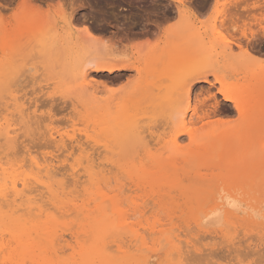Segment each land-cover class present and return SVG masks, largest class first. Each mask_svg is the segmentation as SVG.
I'll use <instances>...</instances> for the list:
<instances>
[{
	"label": "rangeland",
	"instance_id": "1",
	"mask_svg": "<svg viewBox=\"0 0 264 264\" xmlns=\"http://www.w3.org/2000/svg\"><path fill=\"white\" fill-rule=\"evenodd\" d=\"M30 1L33 6L28 4ZM202 1L210 3L208 10H202L201 4L204 3ZM221 1L188 0L184 2V6H179L170 0H28V2L27 0H0V121L5 119L4 122L8 121L11 124L13 122L12 127L17 129L12 145L3 148V143L0 145L3 149H0V164L3 163L5 168L13 165V169H16L15 166H20L16 169L17 173L26 175V179L33 173L36 175V165L42 167L46 164L50 165V182L47 179L46 183L53 185V191L59 194V199L74 200L73 202L78 206L84 203L91 207L89 198L92 183H95L92 179L96 181L99 179L101 192L106 195V199L118 200L122 213L117 216L116 220L126 219L128 227L145 237L144 239L148 241V246L151 248L148 255L156 252L157 257L150 260V264H264L263 221L262 224L254 225H247L242 220L230 221L227 225L221 222L219 226H208L214 227L213 229L200 231L196 229L194 223L197 218L196 208L194 205L188 206L189 203L183 204L180 201L182 199L187 201L207 199L210 192L218 188L230 190L247 184L243 198L253 199L256 208L259 200L262 203L253 215L258 216L264 212V112L258 118V130L254 126L253 131H248L252 125L249 124L251 119L247 116L240 117L230 103L224 102L221 96L216 94L215 99H211L210 103L217 104V113L210 118V121L218 123L211 125L208 128L210 130L183 134L179 133L177 126L163 122L170 114L177 99L179 101L178 96L173 92L174 87L177 85L184 87L190 71H211L214 63L213 66L224 74V84L234 87L243 83L241 79H235L234 66L228 65L222 59L223 56H220L228 54L223 51L222 46L227 42L256 33L261 26L264 27V20L239 23L233 28L232 16L229 15L234 13L232 9L234 1L229 2L228 7L224 5H228L226 3L229 0ZM36 2L37 4H34ZM176 6H179L180 14L175 9ZM72 9H75L74 18L72 22H68L66 18ZM119 9H126L127 12L119 11ZM184 9L187 14L181 13ZM59 14H62L63 18ZM128 14L130 15L127 17L121 16ZM182 15L187 18L181 17ZM226 15L231 20L228 21ZM86 26L94 36L93 39L99 40L98 42L95 40L98 45L94 46L97 52L104 49L107 52L115 51L117 57L124 56V59L134 62L137 66L140 60V67L144 68L139 79L134 72L126 73L118 80L114 77L115 75L89 74L91 84L97 92L96 100L102 103H94L87 94V96L81 95L82 92L77 85L80 81L78 73L82 69L83 62L90 57L89 54L87 56L86 51L93 48L89 46L91 41L85 40H88L85 38L88 35H84ZM144 29H152L155 35H150L151 39L144 41L139 35ZM191 30L193 33H190ZM131 32L139 34H131ZM130 34L132 36H129ZM182 34L185 38L180 37ZM58 35L59 38H70L69 49L66 52L67 55L65 54L67 57L64 55L66 58L60 56L62 58L58 59L59 51L57 55L55 54V51L59 50L58 46H62L60 42L53 44L58 47L55 50L50 44L49 40L55 39ZM126 35L129 36L128 38L142 39L140 43L136 41L141 47L135 41H133L135 44L131 40L126 41L128 39ZM206 37L209 41H214L213 46L214 43L217 46L214 47L218 57L212 60L211 64H205L207 65L205 66L197 63V66L190 68L179 60L181 56L179 59L178 56L168 57L162 64H158L157 57L160 58L162 54L159 53L157 45L166 42L168 45L163 46L167 45V48L171 46L169 50L172 48L173 51L174 45V48L183 50L193 43L191 39L195 42L207 41ZM43 40H48L51 46L50 48L46 45L51 49L47 52H51L53 48L55 55L50 53L52 57L46 56L47 52H42ZM201 41L199 43H202ZM87 45L89 50H86ZM101 48L104 49L101 50ZM234 48L230 54L236 56L239 50ZM149 50H153L151 60L155 61L150 62V56L144 61L143 56H146ZM260 50L263 56H259L261 58H258V63L260 67H263L264 43ZM93 54L91 57H94ZM177 62H183V66L177 70L175 75L163 73L164 67L168 68ZM152 63L155 65L153 66ZM2 72L4 73L1 74ZM163 76L168 78L165 79ZM89 78L87 81L90 82ZM209 80L213 82L212 77ZM219 87V84H214L213 87L207 84L197 85L193 89V95L199 90L207 89L216 93ZM12 96L26 105L29 114V121L26 124L19 120L14 106L11 105ZM114 103L117 104L116 107ZM9 111H11L10 115ZM32 111L36 112L34 116L38 120L34 119L37 122L30 117ZM12 112H15L17 116L12 117V114L15 115ZM117 112L120 114L117 115ZM119 117L138 122V133L140 134L138 141L123 138L121 142L120 140L111 142V139L107 138V129L111 121L116 122ZM200 125L193 122L188 125V128H198ZM174 139H177L178 148L173 147ZM157 141L161 143L158 144ZM3 154H6L5 158ZM86 170H93L95 178L92 177L93 175L88 177ZM96 174L98 176H95ZM137 181L139 182L138 188L134 185ZM37 188L39 191L34 194L36 211L31 212L36 219L30 216V222L40 224L39 228L50 222L48 227L54 235L62 236L67 242L64 249L57 253V257L61 260L70 259L71 263L73 261L76 263L75 258L78 259V257L73 254L77 252L76 248L81 245V242L75 241V237L79 236L73 239L70 236L76 233V235H81L80 237H85L81 229L84 225L83 216H78L73 210L60 211V206L50 201L48 194H45L42 188ZM41 194H43L42 197H40ZM168 197H174L179 202L168 203L163 208L166 210L159 211L157 208L150 210L151 198L167 199ZM24 199H30V195L29 197L26 195ZM142 202L151 205L144 210L146 212L149 208L150 213L147 211L148 213L143 218H133V208ZM106 206L108 210H112L110 202ZM23 208L24 211L18 212L17 216L23 217L21 215L29 214L27 210L25 211L27 205ZM108 210L107 214L110 215L111 212ZM76 215L78 217H75ZM18 224L21 225V223ZM228 225L232 230H229ZM220 226L224 228V231L218 230L221 229ZM55 227L57 229H54ZM153 227H156V231L174 229L173 236L178 235L175 238L177 241L174 240L178 254H170L171 246L168 242L159 238L157 234H150L149 229ZM126 235L123 236L124 250L127 249L126 251L131 253L132 257L138 256L140 244H130L127 240L129 235ZM33 239L31 240L33 245L36 242L44 245L43 242L36 240L37 238L34 241ZM1 241L5 248L8 244V248L5 252L3 247L4 249H1L3 253L0 255L7 256L6 254L11 252L14 245L9 241L8 236L2 238ZM110 247L113 248V246ZM161 257L162 260L159 259ZM27 263L30 264L27 260H23L16 264Z\"/></svg>",
	"mask_w": 264,
	"mask_h": 264
},
{
	"label": "bare ground",
	"instance_id": "2",
	"mask_svg": "<svg viewBox=\"0 0 264 264\" xmlns=\"http://www.w3.org/2000/svg\"><path fill=\"white\" fill-rule=\"evenodd\" d=\"M170 1L173 2L175 5H179V6H184V2H186V1L188 2V0H170ZM226 1H228V0H226ZM231 1L232 0H229L228 3H226L228 5H224V7H228L230 4L229 2H231ZM233 1H234L233 8H232V6H231V8L233 9L234 13L233 14L231 13L232 15L231 14L229 15L230 17L232 16V20L230 17H227V15H226V18L228 21L229 20L233 21V25H232L233 28H235V26L239 23H245L248 21L249 22L250 21L261 22L262 20H264V0H233ZM27 2H28V0H27ZM202 3H203V4H201L202 10H208L209 9L208 4H210V3H207V2L205 3V1H202ZM28 4L31 5L32 4L31 1ZM34 4H37V2ZM219 4H221V3H219ZM32 6H33V4H32ZM179 6L178 7L176 6L177 8H175V9L180 14V12H179L180 9H178ZM198 6H200V4ZM190 8H192V7H190ZM232 9H231V11H232ZM225 10H226V8H225ZM194 11H196V10H194ZM184 12H185V14H187V11L185 9L181 13H184ZM73 13H75V9L74 10L72 9L71 13L68 14V17L66 18L68 22H70L74 18ZM188 13H189V11H188ZM196 13H198V12L196 11ZM193 14H195V12H193ZM49 15H51V14H49ZM57 15H58V13H57ZM59 15L62 17V14H59ZM181 17H183V15ZM183 18L186 19L187 17L184 16ZM195 19H196V17H195ZM158 23H157V25H158ZM73 25H74V23H73ZM173 26L174 25H172V27ZM84 29H85L84 32H86V33H84V35L85 34L88 35V37L85 36V38H88V40L85 38L84 39L86 41H89V42L91 41L90 43L89 42L88 43L90 44L89 46L93 47V48L92 49L90 48L91 50H89V46L87 45L88 49H86V50H89V51H86V50L85 51H86L87 56L89 54L90 57L87 58L85 55V58H87V60L85 62H83L84 64L82 66V69H81L80 73H78V78L80 76V78H79L80 81H78L77 85H78V88L81 90L80 92H82L81 95L87 94L91 98V100L94 101V103L95 102L96 103H102V102H98L99 101L98 99L96 100L95 96L97 95V92L95 90L94 85L91 84L92 80H91V78H89V74H107L110 76L115 75L114 77L118 80L119 78L124 76L126 73L134 72L139 76L138 77V79H139L141 74L144 71V68L140 67V64H141L140 60L138 62L139 65L137 66L134 62L124 59V56L123 57L122 56L117 57V54L114 53L115 51L107 52V51H105L104 48H101V50H103V49L104 50L103 51L99 50L100 52H97L98 50L96 51L97 48H95V47L98 46L96 43L99 40H97L96 38L93 39L94 36H92V33L89 31L87 26L84 27ZM188 29H189V27H188ZM151 30L144 29L141 34H139V33L138 34L141 35L140 37L144 41H146L150 38V35H153V31H151ZM190 33H193L192 30ZM196 33H197V31H196ZM194 34H195V32H194ZM154 35H155V33H154ZM129 36H132V35L130 34ZM129 36H127V38ZM135 36H137V35H135ZM57 37L55 39L52 38V40H49V41H51L50 44H52V46L55 42H57V44L60 42L59 44H61L62 46H60V45L58 46L59 50L55 51V54L59 51L58 52L59 54L58 55L56 54V55L58 56V59H61L62 57H65L67 55L66 52L69 49L68 46L70 44V38L67 39V38H63L61 36H60L61 38H59V35ZM180 37L185 38V36H183V34H182V36L180 35ZM123 38L126 39V37H124V36H123ZM128 39H126V41H130V40L132 42L138 41L139 43H140V40H142V39L139 40L135 37L134 38H128ZM188 39H189V37H188ZM206 40L207 41L198 40L195 42V41H192V39H191V42H193V43H191L190 46H188V48H186L187 47L186 46L185 49H183V50H181L182 48L176 49V48H174L175 47V45H174L173 51L171 50L172 48H170V50H169V47H171V46H169L167 48L168 44L166 42L159 44L156 47L159 49V53H161L162 56H159L160 58L157 57L158 64L159 65L162 64V62L166 61V59L168 57L178 56V59H179L181 56V59H179V60L183 61L190 68L197 66V63L201 64V65H205V64L209 65V64H211L212 60H214V59L216 60V58L218 57V53L216 54L215 47H217V46H215V43H214L215 47L212 45V43L214 41H209V38H207ZM46 41H48V40H46ZM46 41L42 42V47H41V49L43 48L42 52H47V50L49 51V49L51 48L49 41L48 42H46ZM80 41L82 42V40H80ZM178 41H179V39H178ZM181 41H183V40H181ZM199 41H201L202 43H199ZM263 41H264V27L261 26L256 33L251 34L249 37L245 36L241 39H237V40H233L231 42H227L226 44H224L222 46L223 51L228 52V54H224V55L221 54L220 56H223L222 59L225 62H227L228 65L234 66L233 68H234L235 79L236 80L241 79V81L243 82L242 84H239L238 86L229 87L228 85L224 84L223 83V75L224 74L221 71H218V69L213 66L214 63L212 64L213 70H211V71H202V70L190 71V73L188 75L187 84L184 87H180L179 85H177L179 87H177V86H175L176 88L174 87L173 92L178 96L179 101L177 99V101L175 102V105H173V108H171V110H170V114L168 115L167 118H165V120L163 122L165 124H168L171 126L172 125L177 126V128H179L178 129L179 133H183V134H192L194 132H204L206 130H210L208 128L211 125L218 123L217 121H210V118L215 116L217 113L216 112L217 111V104L216 103H210V100L211 99L214 100L215 96L217 94V95L221 96V98L224 102L230 103L232 105V108L234 109V111L237 114H239L240 117H246L247 116L248 118L251 119L249 121L250 122L249 124H252V125L248 131H253L254 126H256V130H258V128H259L258 127V122H259L258 118L264 112V66L260 67L259 63H258L259 62L258 58H261L259 56L260 55L263 56L262 55L263 53L260 50L261 45H263V43H264ZM138 42H136V43L138 44ZM141 42H143V41H141ZM174 42H173V44H174ZM186 42H185V44H186ZM45 43H47V44H45ZM83 43H85V42H83ZM180 43H182V42H180ZM180 43L178 45H180ZM85 44H87V43H85ZM142 44L146 45L145 43H142ZM165 44H167V45L163 46ZM46 45L50 46V48L49 47L47 48ZM76 45L77 44L75 42V46ZM132 45L133 44H131V46ZM135 46H137V45H135ZM53 47H54V50L58 48L56 46H53ZM87 47H85V48H87ZM139 47H141V46L139 45ZM234 47L239 50V53L236 56L230 54ZM60 48H62L61 49V50H63L62 52H65V53L62 54V52L60 51ZM44 49H46V51ZM98 49H100V48L98 47ZM133 49H134V47H133ZM54 50L52 48V51L47 52V54L45 53V55L51 56L52 53L54 54ZM113 50H115V49L113 48ZM178 50H181V51L178 52ZM92 51H94V52H92ZM167 51L169 54L167 53ZM68 54H70V53H68ZM91 54H93L94 57H91L92 56ZM153 54H154L153 50L152 51L149 50L147 55L143 56V57H145L144 61H146V59H149V56L151 57L150 62L155 61V60H151V59H153ZM60 56H62V57H60ZM119 58H121V59H119ZM144 61L142 59V63H144ZM147 61H149V60H147ZM182 63L177 62V64H174L168 68L164 67V69L162 71L166 75H170V74L175 75L177 70L181 66H183ZM59 64H56V65H59ZM143 65H145V63ZM152 65L154 66L155 64L152 63ZM228 65H227V67L229 68ZM205 66H207V65H205ZM232 66H230V69H232L231 68ZM143 67H145V66H143ZM150 68H152V67H150ZM153 69H154V67H153ZM3 73L4 72H2L1 74H3ZM157 75H158V73H157ZM211 77L213 78L212 83L209 80V78H211ZM88 78H89L90 82L87 81ZM164 78L167 79L168 77L167 78L164 77ZM201 84H207L209 87H213L214 84H219L220 87L216 90V93H212V92H210V89L206 88L207 90H205V91L199 90L198 93L193 95L194 87H196L197 85H201ZM171 92H172V90L170 91V94H171ZM83 98H84V96H83ZM12 100H13V102L11 105L14 106V111L18 114V116L16 115L15 112H12V113H15V115H13L11 113L12 114L11 116L12 117L17 116L19 118V120L23 122V124L24 123L26 124V122L29 121L28 120L29 114L27 113L26 105L24 104V102H19V100H17L16 97H13ZM152 100H154V99L152 98ZM161 104H163V102ZM114 106L116 107L117 104L114 103ZM9 107H10V104H9ZM11 109H13V108H11ZM118 109H120V108H118ZM30 110L31 109H29V111ZM34 111L31 112L33 116L30 115V117H32V119L35 118L34 115L36 112H34ZM10 112L11 111H9V115H10ZM119 114L120 113L117 112V115H119ZM32 119L30 121H32ZM35 119L38 120L37 118H35ZM35 119H34V121H36ZM4 120L0 121V142H1L0 145L2 143L4 144V145L2 144V148L4 146L9 147L10 145H12L14 143V139H15V135H16V131H17V129L15 130L12 127L13 122L11 124L8 121L4 122ZM1 122H3V123H1ZM193 122L201 124L200 127L188 128V125L193 124ZM14 126L16 127V125H14ZM26 127L28 128V126H26ZM106 128H107V126H106ZM138 128H139L138 122L131 121L127 118L119 117V118H117L116 122H115V120L111 121L110 126L107 129L108 130V137L107 138H110L111 142L112 141L117 142V140L118 141L120 140V142H121L123 140V138L133 139L135 142V141H138L140 139V134L138 133ZM105 137H106V135H105ZM157 143L160 144L161 141H157ZM132 145H134V144H132ZM173 147L178 148L177 139L173 140ZM2 148L0 147V149H2ZM9 152H11V150H9ZM9 152H8V154H9ZM5 155H4V158H5ZM2 164H0V254L3 253L2 250L5 248L4 243H2L4 240L1 241L2 238L4 239L5 236L9 237V241L12 242L14 247L10 253L8 252L9 254L4 253L7 256L0 255L1 256L0 257V264H16L17 262L18 263L23 262V260H27L30 264H132V263L150 264V260L157 257L155 255L156 252L148 255V252L151 250V248L148 246V243H147L148 241L146 242V240L144 239L145 237L139 235L137 231L128 227L126 225L127 224L125 221L126 219L122 220V221L116 220L118 218L117 216L121 215V213H122L120 211V208H119L118 200L110 199V198L106 199L107 198L106 195H104L101 192V183L99 182V179H98V181H96V179H92V181H94L95 183H92V186H91V193H90V198H89L90 204H92L91 207L89 204L85 205L84 203L81 204L80 206H78L73 202L74 200H68V199L65 200L63 197H62L63 199H59V194H57V192L53 191V188H52L53 185L51 184L52 185L51 186L50 184L46 183V182H48L47 179L50 182V179H49L51 177V174L49 173L51 170L50 165L46 164L43 167L36 165V170H37L35 172L36 175L33 173V175L31 177H27V179H26V175L23 176L22 174L17 173L16 169L17 168L19 169L20 166H18V167L15 166L14 168H16V169H13L12 164H11L12 166H10V168H7V167L5 168V167H3ZM85 172H86V174H88V177L92 176V175H93L92 177H94L93 173H95V172L93 170H86ZM19 175L22 177H20ZM95 176H98V175L96 174ZM90 179H91V177H90ZM138 184H139L138 181L134 183V185L137 186V188H138ZM102 185H104V184L102 183ZM246 185L247 184H243L242 187H238V188L235 187V188H232L230 190L218 188L216 190L211 191L210 192L211 194H210L209 198H207V199L195 200V201H187V200L182 199L180 201L183 204L189 203L188 206L194 205V207L196 208L195 211H197V213H196L197 218L195 219L194 223H195L196 229L198 228V229H200V231H207L209 228L213 229L214 227H208V226H219L221 224V222L222 223L225 222L224 224H226V225L230 221H236V220H242L247 225H254L256 223L258 224V223H261L262 221L264 222V212L258 216L253 215V213L256 210H258L259 205H262L261 201L259 200L260 202L259 201L257 202V208H256L255 207L256 205L254 206L253 199L243 198V195H244L245 190H246V188H245ZM37 187L42 188L45 191V194H48V196H49L48 198L50 199V201H54V204H57L60 206V208H59L60 211H62V210H65V211L66 210H69V211L73 210L74 213H76L78 216H81V215L83 216L82 222H84V225L81 229L84 232V234H82V235H84L85 237H83V236L80 237L81 235H76V233H72L71 234L72 236H70V237H72V239L75 236H79V237H75L76 240L75 239L74 240L78 243L81 242V245H79V247L77 246V243H76V246L78 247V248H76L77 252L75 251V254H73V255L78 257V259L75 258V260H77L76 263H74V261L71 263L69 261L70 259L61 260L59 257H57V253L60 250L64 249V245L67 242L64 240V238L62 236L59 235L60 237H58L56 235L57 236L56 237L54 235V233L52 232L50 227H48L50 225V222L45 223L42 228L38 227V225H40V224H37L34 221H32V222H34V224L30 222L31 221L30 216H32L31 212L34 210L36 211V208L34 207L35 206L34 194L39 191V189ZM122 192H123V190H122ZM61 193H63V192H61ZM43 194H44V192H43ZM43 194H41L40 197H42ZM26 195L28 197L30 195V199H27V200L24 199ZM38 195H40V193ZM75 198L77 199V197H75ZM108 202L111 203L110 207H112V210H108V208L106 206ZM172 202L178 203L179 201L177 199H175L174 197H168L167 199H165V198H158V199L151 198V202L149 201V203H152V207H149V208H150V210L157 208V210L161 211L168 203H172ZM142 203L145 204V202H142ZM142 203H140V205ZM149 203H146L145 205L142 204L141 206L135 205V208H133V212H132L133 218L137 219V218H143L144 216H146V214L149 212V208L147 210L148 212L147 211L144 212V210L146 207L151 206ZM24 205H27V208H25V211L27 210V212L29 214L26 215L27 213H25L24 215H21L23 217L17 216L16 214L18 212L21 213L22 210L24 211V208L22 209V207ZM178 209L179 208L177 207V210ZM107 210L111 212L110 215L107 214L108 213ZM163 210H166V209H163ZM65 211H63V212H65ZM156 211H154V212H156ZM154 212L152 214H154ZM70 213L72 215V212H70ZM15 215H16V217H15ZM77 215L75 217H78ZM32 217L36 219L35 215H33ZM181 217H182V214H181ZM127 218L130 219V217H127ZM18 223H21V225ZM14 225H16L17 227H15ZM13 226L15 229L13 228ZM80 226H81V224H80ZM222 226H223V224H222ZM228 227H229V225H228ZM228 227H226V228H228ZM230 227H229V230H232V229H230ZM155 228L153 227V228L149 229L151 232L150 234H152V235L157 234L159 238H162L165 241H167L168 244L171 246L170 254L171 253H172V255H174L175 253L178 254V248L174 244V240H175V238H177L178 235L173 236L174 232H172V231L174 229L173 230L172 229H167V230L166 229H160V230L156 231ZM220 228L221 229H218V230H220V232L222 230L224 231L223 227L220 226ZM54 229H57V228L55 227ZM76 232H77V229H76ZM145 232H146V230H145ZM34 235H35V237H34ZM124 235H126V236L129 235L128 239L127 238H125V239H127L130 242V244H133V243H135V245L140 244L139 249H138V251H139L138 256L132 257L130 255L131 253L129 254L128 251H126L127 249L124 250L125 249V244L123 243V239H124L123 236ZM148 236L150 237L149 234H148ZM227 237H228V235H227ZM33 238L34 239L37 238L36 240L43 242L44 245L42 243L40 244L38 242H36L33 245L31 243V240ZM78 238L81 240L84 238L85 239L83 241H81ZM34 239H33V241H34ZM127 240H125V242ZM160 240H159V242L161 243ZM179 240L180 239H178V241ZM175 241H177V240H175ZM61 242H63V243H61ZM12 244H10V245H12ZM109 245L113 246V248H115V250H113V248L110 247ZM6 246L8 248V244H6ZM134 247L135 246H133V248ZM7 248L4 249L5 252H7V250H6ZM111 249L113 250V253H111V251H112ZM179 249H180V247H179ZM128 250H129V247H128ZM158 251H159V249H158ZM72 253H74V251ZM171 257H173V256H171ZM174 257H176V256H174ZM165 258H167V256ZM72 259H74V258H72ZM159 259L162 260V257ZM169 263H170V261H169Z\"/></svg>",
	"mask_w": 264,
	"mask_h": 264
},
{
	"label": "flooded vegetation",
	"instance_id": "3",
	"mask_svg": "<svg viewBox=\"0 0 264 264\" xmlns=\"http://www.w3.org/2000/svg\"><path fill=\"white\" fill-rule=\"evenodd\" d=\"M118 1H122V0H118ZM120 10H122V11H124V12H127V10L126 9H119V11ZM130 14H128V15H121L122 17H127V16H129ZM131 34H138V32H131Z\"/></svg>",
	"mask_w": 264,
	"mask_h": 264
}]
</instances>
